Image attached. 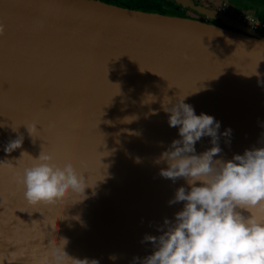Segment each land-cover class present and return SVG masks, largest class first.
<instances>
[{
  "label": "water",
  "instance_id": "obj_1",
  "mask_svg": "<svg viewBox=\"0 0 264 264\" xmlns=\"http://www.w3.org/2000/svg\"><path fill=\"white\" fill-rule=\"evenodd\" d=\"M176 1L206 19L107 0H0V264H142L153 254L144 237L175 221L184 202L169 201L189 188L156 163L180 139L164 107L184 96L219 133L232 129L214 160L264 147V29ZM42 152L72 163L84 193L29 203L24 170Z\"/></svg>",
  "mask_w": 264,
  "mask_h": 264
},
{
  "label": "clouds",
  "instance_id": "obj_2",
  "mask_svg": "<svg viewBox=\"0 0 264 264\" xmlns=\"http://www.w3.org/2000/svg\"><path fill=\"white\" fill-rule=\"evenodd\" d=\"M4 30L0 25V35ZM187 96L164 107L169 126H179L180 139L156 161L167 165L160 169L162 177L185 178L189 188L179 187L169 201L184 202V207L174 222L165 219L162 235L144 237L155 250L142 264H264V147L246 150L231 160H214L222 151L220 136L230 137L232 129L219 133L220 122L211 115H196L193 106L184 102ZM205 136L212 138L213 146L197 155L195 145ZM21 144V139L12 141L5 151L10 153ZM35 159L38 162L25 168L23 175L29 203L51 204L73 192L84 193L85 177L72 163L61 167L53 155L43 152Z\"/></svg>",
  "mask_w": 264,
  "mask_h": 264
},
{
  "label": "rangeland",
  "instance_id": "obj_3",
  "mask_svg": "<svg viewBox=\"0 0 264 264\" xmlns=\"http://www.w3.org/2000/svg\"><path fill=\"white\" fill-rule=\"evenodd\" d=\"M130 4L129 6L132 8H140L143 10H149V11H163V10H168L165 12H169V13H176V8L171 9L169 8L168 4H166L165 2L162 4L158 3V0H127ZM205 1V3H209V5L214 6L215 8L217 7H228V8H233L235 10V12H240V8L244 9L246 12H255V13H261L264 10H262V5H264V0H242L241 5L237 0H234L231 2H229L228 0H203ZM243 4V5H242ZM178 2H175V6H178ZM262 6V7H259ZM229 15H231V13H228ZM185 15V14H184ZM189 17L192 18H199L198 14H191V15H187ZM209 21V20H207Z\"/></svg>",
  "mask_w": 264,
  "mask_h": 264
},
{
  "label": "flooded vegetation",
  "instance_id": "obj_4",
  "mask_svg": "<svg viewBox=\"0 0 264 264\" xmlns=\"http://www.w3.org/2000/svg\"><path fill=\"white\" fill-rule=\"evenodd\" d=\"M107 1H109V2H111V3H114V4H117V5H122V6H129V2L127 1V0H107ZM175 1L176 0H158V3L159 4H162V3H166V4H168L169 6V8H171V9H174L175 10ZM197 1H199V2H202V3H204V4H206L207 6H210V7H212V8H214V9H217V10H220V13H223V14H226V13H231V14H233L234 16H236L237 18H239V19H241L242 21H245V16L246 15H251V16H253L254 18H256V19H258L261 23H264V11L263 12H261V13H255V12H246L244 9H241L240 8V12H235V10L231 7V8H226V7H217V8H215L214 6H211V5H209V3L207 2V3H205V1H203V0H197ZM229 2H231V0H228ZM232 1H234V0H232ZM239 3H240V5H241V2H242V0H237ZM176 2H178V1H176ZM171 4H173L174 6H171ZM178 6H179V10H175L176 11V13H177V11H179V13H181V14H189V15H191V14H194V12H192V11H190V10H188L187 8H185V7H183L179 2H178ZM243 5V4H242ZM262 6H264V5H262ZM262 6H259V7H262ZM130 7V6H129ZM262 10H264V7H262ZM165 11H168V10H163L162 12H165ZM222 11V12H221ZM224 12H226V13H224ZM196 14V13H195ZM198 16H199V18L200 19H206V18H204V17H202V16H200L199 14H198ZM227 17H228V14H227ZM229 18V17H228Z\"/></svg>",
  "mask_w": 264,
  "mask_h": 264
},
{
  "label": "built area",
  "instance_id": "obj_5",
  "mask_svg": "<svg viewBox=\"0 0 264 264\" xmlns=\"http://www.w3.org/2000/svg\"><path fill=\"white\" fill-rule=\"evenodd\" d=\"M245 22H247L252 28L262 30L264 29V23H261L258 19L251 15L245 16Z\"/></svg>",
  "mask_w": 264,
  "mask_h": 264
},
{
  "label": "trees",
  "instance_id": "obj_6",
  "mask_svg": "<svg viewBox=\"0 0 264 264\" xmlns=\"http://www.w3.org/2000/svg\"><path fill=\"white\" fill-rule=\"evenodd\" d=\"M176 2V1H175ZM175 5V4H174ZM173 4H171V6H174ZM175 8L177 9V10H179V6H175ZM176 14H181V13H179V11H177V13Z\"/></svg>",
  "mask_w": 264,
  "mask_h": 264
},
{
  "label": "bare ground",
  "instance_id": "obj_7",
  "mask_svg": "<svg viewBox=\"0 0 264 264\" xmlns=\"http://www.w3.org/2000/svg\"><path fill=\"white\" fill-rule=\"evenodd\" d=\"M224 20H226V21H230V20H228V19H226V18H223ZM230 19V18H229Z\"/></svg>",
  "mask_w": 264,
  "mask_h": 264
}]
</instances>
